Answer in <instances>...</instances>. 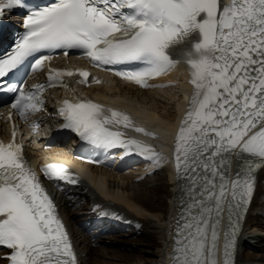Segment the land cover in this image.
<instances>
[{"label": "snow or ice", "instance_id": "obj_1", "mask_svg": "<svg viewBox=\"0 0 264 264\" xmlns=\"http://www.w3.org/2000/svg\"><path fill=\"white\" fill-rule=\"evenodd\" d=\"M26 9L23 32L0 58V94L11 93V108L27 121L45 110L41 99L50 87L101 83L85 70L52 69L31 91L10 74L41 70L55 54L88 58L141 88L170 71L165 54L170 42L192 29L203 35L191 69L192 97L173 137L171 155L120 128L159 139L136 126L127 113L107 108L70 88L58 110L61 131L104 150L137 154L156 171L171 169L177 184L178 209L169 254L170 264H236L239 240L251 201L264 173V0H53L30 7L26 0H0L5 10ZM206 13L203 22H197ZM128 65H137L130 69ZM27 73H24L26 76ZM3 103H9L4 101ZM11 119V115L9 116ZM0 140V261L4 264H82L56 205L31 167L25 146ZM92 163H104L92 160ZM50 180L76 184L63 164L45 166ZM107 216V212L101 213Z\"/></svg>", "mask_w": 264, "mask_h": 264}, {"label": "bare ground", "instance_id": "obj_2", "mask_svg": "<svg viewBox=\"0 0 264 264\" xmlns=\"http://www.w3.org/2000/svg\"><path fill=\"white\" fill-rule=\"evenodd\" d=\"M178 79V75L176 73H173L171 76V81ZM176 88H179L177 84H174ZM168 87L165 90H149L148 92H145L143 94L148 95L150 101L154 102L157 101L158 98H165L167 95L171 93V89ZM106 88L105 91H107ZM180 90V89H179ZM177 92V91H176ZM131 96H134V92ZM139 94V93H138ZM173 95L175 93H172ZM126 95V94H125ZM177 95V94H176ZM175 95V96H176ZM178 97V96H176ZM129 98V97H128ZM138 98V97H137ZM140 98V97H139ZM132 99V98H129ZM170 99V98H169ZM166 100V98H165ZM177 100V99H176ZM132 102L137 104L139 107H141L143 110L145 108L142 106L140 101H136L132 99ZM140 103V104H139ZM158 103V102H157ZM162 102H160L161 104ZM166 103V102H165ZM179 104V103H178ZM177 104V105H178ZM146 107V106H145ZM167 107V106H166ZM173 112L172 114H169V118H172L174 116ZM153 115L157 118L161 116L158 112L153 113ZM159 115V116H158ZM168 116V115H167ZM44 153V152H42ZM152 170L150 167L143 168V174L149 172ZM165 172H168V170H165ZM112 172H97L93 173L92 177L90 178L91 181L95 184L97 189L101 192V194L109 199L113 200L114 202H117L121 205L114 206L111 208V210H119L120 214L125 218V220H128L130 224H141L142 232L146 233L149 237H156L157 239L152 242H148L151 245H155L154 248L148 249V252L152 253V258L141 260L138 256L134 255H122L121 259L122 261L118 264H160L162 262V257L166 255V258L169 260V254L171 251V236L173 234V228L175 224V217H177L178 209L177 206H173L171 204V201L176 200L177 197V184H171V182L167 181L168 190H167V200H164V202L159 203L157 199H154V197L149 196L148 198H140L139 196H133V195H127L125 192L120 191L117 189L113 184L112 179L110 177L107 178V175H111ZM112 176V175H111ZM120 179H122L123 185L126 186L128 182H124L125 179H131L135 180L134 178H138L140 176L135 174L130 175H118ZM149 178V177H148ZM124 179V180H123ZM130 184V183H129ZM155 190L156 188L153 187ZM158 190V189H157ZM262 192L263 189L259 185L257 189V196L255 197L254 203L252 205V208L250 210L248 220H247V226L248 231L246 232L245 237L242 240L241 247H245L247 245H250L252 248L257 249L256 251L260 252L259 254L255 255V258L249 259L246 262L243 261V264H264V228L260 227V224L255 222V218L252 215V212L256 209L262 208ZM147 196V195H146ZM89 198V197H88ZM127 207V208H126ZM78 216L76 218V221L78 220ZM141 233V232H140ZM116 237V236H115ZM115 239V238H114ZM101 240V239H100ZM119 242V241H118ZM107 244V241L104 242ZM109 245H117V242L115 241H108ZM119 245V244H118ZM242 247V248H243ZM95 250L92 247L88 248V253H93ZM155 259V260H154ZM98 264L101 263V260H97ZM238 264H242L241 261Z\"/></svg>", "mask_w": 264, "mask_h": 264}, {"label": "rangeland", "instance_id": "obj_3", "mask_svg": "<svg viewBox=\"0 0 264 264\" xmlns=\"http://www.w3.org/2000/svg\"><path fill=\"white\" fill-rule=\"evenodd\" d=\"M176 91L177 89H173L171 94L166 96V100L164 99L163 101L157 100L151 102L148 95L146 94L139 95V97L145 101L143 104L147 108L154 109L161 115H168L174 111L175 103L179 98V94ZM172 93L175 94L173 95ZM175 95L178 97H176ZM160 102L162 103L160 104ZM111 175L108 174L107 178L110 177V179H112L114 183L113 185L120 191L125 192L127 195H133L137 197L139 196L140 198H148L149 196H151L154 197V199H157L159 203H162L164 202V200H167L166 193L168 190V185L166 183L167 181L165 179L164 171H157L149 178L144 179V181H135L133 180V178L129 180L123 179L124 182H128V184H126V186L123 185V187L122 179H120L119 176L114 177L113 174ZM153 187H155L156 190ZM115 236L111 239L117 242V245L107 246L104 245L106 243H101V245L95 248V251L93 253V259H91V264H98V259L101 260L102 264H118L122 261V255L138 256L141 260L152 258V253L148 252V249L154 248L155 245H151L148 242L150 241L154 243V241L157 239L156 237L151 238L147 236L144 232L119 233ZM108 240H110V238H108ZM250 248L251 249H247L245 246L240 249L239 262L241 261V263H244L243 261L246 262L249 259L255 258V255L260 253L256 251L257 249H253L252 247Z\"/></svg>", "mask_w": 264, "mask_h": 264}]
</instances>
